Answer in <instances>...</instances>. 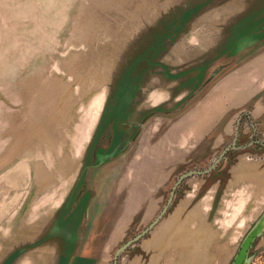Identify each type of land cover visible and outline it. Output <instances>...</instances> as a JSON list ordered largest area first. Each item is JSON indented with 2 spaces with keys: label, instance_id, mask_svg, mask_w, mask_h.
Returning a JSON list of instances; mask_svg holds the SVG:
<instances>
[{
  "label": "rangeland",
  "instance_id": "374dc122",
  "mask_svg": "<svg viewBox=\"0 0 264 264\" xmlns=\"http://www.w3.org/2000/svg\"><path fill=\"white\" fill-rule=\"evenodd\" d=\"M235 136L264 141V0H0V264H66L82 220L113 264ZM251 146L185 178L119 264H231L264 212V179L231 178Z\"/></svg>",
  "mask_w": 264,
  "mask_h": 264
},
{
  "label": "water",
  "instance_id": "95a60500",
  "mask_svg": "<svg viewBox=\"0 0 264 264\" xmlns=\"http://www.w3.org/2000/svg\"><path fill=\"white\" fill-rule=\"evenodd\" d=\"M206 85V84H205ZM238 131V128H236V132ZM237 133H235L236 135ZM240 148L235 145V141H233L232 145L225 148L215 159V161L210 165L208 168L203 170H192L187 171L183 174H181L177 180L174 182L169 196L167 198L166 203L163 205L162 209L159 211V213L155 216V218L148 224L147 227H145L143 230H141L140 233L135 235L132 239H129L125 243H123L120 247H118L114 253L113 256V264H119L118 258L119 256L124 253L129 247H131L134 243L138 242L140 239H142L144 236H146L167 214L169 211L174 198H175V192L179 184L188 177L194 176V175H205L213 171L217 163L221 161V159L224 157L226 152L230 149H236ZM264 231V212L259 217V219L255 222V224L251 227V229L247 232L245 237L243 238L240 247L234 256L231 264H249L250 263V257H249V251L252 247V244L254 241L262 234Z\"/></svg>",
  "mask_w": 264,
  "mask_h": 264
},
{
  "label": "crops",
  "instance_id": "0c3cea01",
  "mask_svg": "<svg viewBox=\"0 0 264 264\" xmlns=\"http://www.w3.org/2000/svg\"><path fill=\"white\" fill-rule=\"evenodd\" d=\"M199 81L197 82L196 80L189 78V82H191V83L192 82L199 83ZM238 122H239V120L237 121V123ZM234 141L236 142V136L234 138ZM252 144L253 145L257 144L259 146H251ZM248 146H251L250 148L257 150L258 155L254 156L251 159H249L248 157H246V159L243 158V160L245 159V160L249 161L248 164L250 166L248 168L244 166V164H247V163L243 162V160L239 161L240 164H237L238 166L236 167V170L232 173V177H231L232 179L237 178V181H239V176L244 175V173L246 175H252V176H255V174L257 173L258 176H260L264 179V141H257V142L251 141V142H248L244 146H237L240 148L230 149V150H241V149L243 150V149L247 148ZM247 149H249V148H247ZM249 150H252V149H249ZM247 156H253V155H251V152H249V154ZM244 170L246 172H244ZM229 182H230V184H232L234 181H229ZM85 186H87V185H85ZM176 212H178V213H174V215L172 217L174 219H170L169 221H171V220L176 221L177 219H179V217H181L183 211H176ZM84 213H86V214H84V218H85L84 223H86L87 226H88V223L90 221H91L90 223H94L96 221V219L98 218L97 216L94 215L93 212L88 211L86 209H85ZM81 224H83V220L80 221V224L77 226V229H76V238H77V240L79 239L81 242H78V245L75 248L76 251L74 253L68 252L69 258L65 259L64 261H67L66 264H98L99 259L97 258V256L96 255L90 256L89 253L86 252V251L90 250L87 248V244L86 243L84 244V240H83V237L87 234V232H86V229H84V228L81 229ZM137 250H139L138 251L139 253H143V251H144L141 246H139V248ZM83 251H85L86 254H88V256L83 254L84 253ZM70 255H72V257H70ZM141 260H142V258L139 259V261H141Z\"/></svg>",
  "mask_w": 264,
  "mask_h": 264
},
{
  "label": "flooded vegetation",
  "instance_id": "af4514ba",
  "mask_svg": "<svg viewBox=\"0 0 264 264\" xmlns=\"http://www.w3.org/2000/svg\"><path fill=\"white\" fill-rule=\"evenodd\" d=\"M146 118V117H145ZM144 121H146V119L144 120V119H142V122H144ZM257 142L258 140H254V142ZM110 144H111V142H110ZM106 145H108V144H106ZM99 181L101 180V179H98Z\"/></svg>",
  "mask_w": 264,
  "mask_h": 264
}]
</instances>
